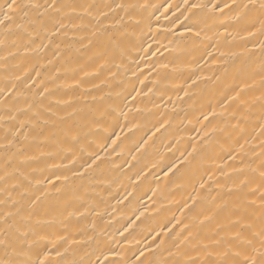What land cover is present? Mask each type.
<instances>
[{
  "label": "bare ground",
  "instance_id": "1",
  "mask_svg": "<svg viewBox=\"0 0 264 264\" xmlns=\"http://www.w3.org/2000/svg\"><path fill=\"white\" fill-rule=\"evenodd\" d=\"M39 2L0 27V264L260 261L264 0Z\"/></svg>",
  "mask_w": 264,
  "mask_h": 264
},
{
  "label": "snow or ice",
  "instance_id": "2",
  "mask_svg": "<svg viewBox=\"0 0 264 264\" xmlns=\"http://www.w3.org/2000/svg\"><path fill=\"white\" fill-rule=\"evenodd\" d=\"M45 7V5L41 4L39 0H28L27 3L22 2V0H4V3L0 4V27H4L7 29H11L12 24L15 23L18 16L23 14V17L28 16V11L26 9L36 10L38 15H42L39 13V9ZM121 7H123L121 5ZM264 7V4L261 5ZM51 9L55 12L60 10L59 5L57 4V0H49L47 2L45 10ZM22 27L23 25H17ZM65 27V25L60 24V28ZM261 259L260 261H256L252 259L250 264H264V253H260Z\"/></svg>",
  "mask_w": 264,
  "mask_h": 264
}]
</instances>
